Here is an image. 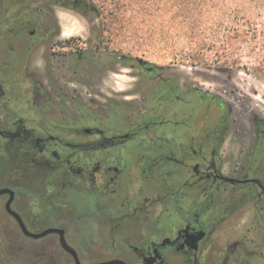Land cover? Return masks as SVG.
<instances>
[{
  "label": "flooded vegetation",
  "instance_id": "af4514ba",
  "mask_svg": "<svg viewBox=\"0 0 264 264\" xmlns=\"http://www.w3.org/2000/svg\"><path fill=\"white\" fill-rule=\"evenodd\" d=\"M62 9L96 7L0 0V264H78L63 239L82 264H264V146L229 152L228 102L143 61L150 112L135 90L72 95L102 86L109 41L64 37Z\"/></svg>",
  "mask_w": 264,
  "mask_h": 264
},
{
  "label": "rangeland",
  "instance_id": "374dc122",
  "mask_svg": "<svg viewBox=\"0 0 264 264\" xmlns=\"http://www.w3.org/2000/svg\"><path fill=\"white\" fill-rule=\"evenodd\" d=\"M88 1L96 9L87 18L62 9L59 17L62 31L64 37L83 35L85 42L99 40L104 33L107 34L109 66L105 71L101 69L100 74H94V80L102 81L99 83L101 87L80 85L71 88L72 95L98 100L108 93L123 97L135 90L130 97L138 101L141 113L150 112L152 106L161 100V89L156 86L160 77L141 71L139 61H143L163 67L164 71H159L163 77L169 73L175 82L186 84L191 81L218 93L228 102L231 119H234L227 141L229 152L235 148L240 157L245 158L258 144L264 146V78L256 68L262 56L252 55L245 44H236L230 49H201V41L213 37L210 24L214 16L202 17L199 12L191 15L189 11L176 7L172 0ZM118 9L123 24L112 22V15ZM226 11L229 13L226 19L233 25L237 12L239 17L243 15L260 27L264 24V0L227 3ZM219 15L224 19V12L220 11ZM229 34L235 36L234 31ZM93 54L92 49L89 58ZM192 56L204 61L194 62ZM69 238L75 245L81 242L79 232ZM97 260L100 258L92 259L93 262Z\"/></svg>",
  "mask_w": 264,
  "mask_h": 264
},
{
  "label": "trees",
  "instance_id": "16d2710c",
  "mask_svg": "<svg viewBox=\"0 0 264 264\" xmlns=\"http://www.w3.org/2000/svg\"><path fill=\"white\" fill-rule=\"evenodd\" d=\"M248 1L255 0H172L176 7H181L191 15L196 14L197 12L201 13L202 17L214 16L215 19L211 20L210 29L213 31V37L210 39L202 40L201 49H213L215 47H223L224 49H230L236 44H245L248 48L251 49L252 55H260L261 60L259 62V67H256L262 73L264 78V24L260 27L258 23L246 18L239 13H234V18L236 19L233 22H236L235 25L232 24V21H229V13L226 11L227 3H247ZM224 12V19L219 15V12ZM121 12L119 9L116 10V13L112 15V22L114 24L122 23L121 22ZM224 30V33L221 32ZM235 33V36H231L229 32ZM197 40V39H196ZM195 41V40H194ZM202 58H205L202 56ZM194 62H203L200 57H191ZM227 60V59H226Z\"/></svg>",
  "mask_w": 264,
  "mask_h": 264
},
{
  "label": "water",
  "instance_id": "95a60500",
  "mask_svg": "<svg viewBox=\"0 0 264 264\" xmlns=\"http://www.w3.org/2000/svg\"><path fill=\"white\" fill-rule=\"evenodd\" d=\"M5 192H11V193H13V191H12V190H9V189H2V190H0V194L5 193ZM12 199H13V194H12V197L10 198L8 204H7V208H8L9 211H11L10 203H11V200H12ZM22 225H23V224H22ZM23 228H24L25 232H27L28 234H31V235H33V236H35V237H41V236L46 235V234L49 233V232L55 231V229H50V230H47V231L42 232V233H40V234H32L31 232H29V231L25 228L24 225H23ZM63 243H64V245L66 246V248L71 249V251L74 253V256L76 257L77 263H78V264H82V263L80 262L78 256H77L76 251H75L74 249L70 248V246L66 243L65 239H63ZM116 262H117V261H111V262L101 263V264H114V263H116Z\"/></svg>",
  "mask_w": 264,
  "mask_h": 264
}]
</instances>
